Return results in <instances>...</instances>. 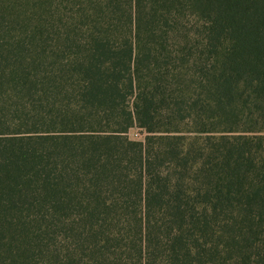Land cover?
Listing matches in <instances>:
<instances>
[{
	"label": "trees",
	"instance_id": "obj_1",
	"mask_svg": "<svg viewBox=\"0 0 264 264\" xmlns=\"http://www.w3.org/2000/svg\"><path fill=\"white\" fill-rule=\"evenodd\" d=\"M0 264H264V0H0Z\"/></svg>",
	"mask_w": 264,
	"mask_h": 264
},
{
	"label": "rangeland",
	"instance_id": "obj_2",
	"mask_svg": "<svg viewBox=\"0 0 264 264\" xmlns=\"http://www.w3.org/2000/svg\"><path fill=\"white\" fill-rule=\"evenodd\" d=\"M133 134H135V133L132 132V133H131V136H133Z\"/></svg>",
	"mask_w": 264,
	"mask_h": 264
}]
</instances>
